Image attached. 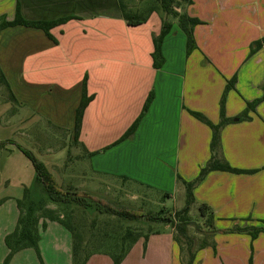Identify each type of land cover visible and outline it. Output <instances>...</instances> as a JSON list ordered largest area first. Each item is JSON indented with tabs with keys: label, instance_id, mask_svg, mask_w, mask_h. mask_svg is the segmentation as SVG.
I'll return each instance as SVG.
<instances>
[{
	"label": "crops",
	"instance_id": "crops-1",
	"mask_svg": "<svg viewBox=\"0 0 264 264\" xmlns=\"http://www.w3.org/2000/svg\"><path fill=\"white\" fill-rule=\"evenodd\" d=\"M191 1L185 9L183 4L176 10L208 25L195 28L199 50L188 57L186 35L178 19L171 23L166 12L155 11L144 24L133 27L123 19L118 0H0V24L15 19L18 5L29 21L78 17L51 29L52 38L41 29L25 26L0 31V73L10 88V82L19 79L25 94L34 90L41 99L37 117L41 106L50 102L45 120L66 122L69 129L57 127L68 134L58 137L70 139L87 77V95L93 99L84 111L76 143L84 151L83 163L64 174L68 184L82 180L90 192L95 193L98 186L106 194L109 183H114L116 191L127 196L130 187L129 196L135 202L142 195L147 199L152 194L168 199L187 196L184 182L195 181L213 155L232 168L249 171H211L194 186L188 217L197 209L203 222L210 216L212 221L199 229L209 239L189 253L194 255L191 264H264V232L256 237L250 233L253 228L264 229V46L251 54L253 43L264 36V0H205L201 7L198 0ZM164 22L172 28L162 43L164 64L156 69L154 38ZM111 25L116 26L114 50L106 48ZM175 41L179 48L173 56ZM233 79L234 88L225 102V117L230 121L220 129L213 153V130L190 111L219 125L221 99ZM151 92L153 102L137 130L120 141ZM25 98L21 100L27 102ZM255 101L257 106L247 111ZM7 112L0 113V121ZM24 113L22 122L30 111ZM37 133L41 142L45 134ZM17 145L25 148L14 136L0 138V206L14 202L7 219L0 218V264L10 254L6 237L16 230L21 214L18 202L23 200L16 193L3 195L7 190L2 192L1 187L28 192L30 168ZM202 205L209 208L206 215L201 214ZM155 231L147 238L141 236L120 264H188L190 254L181 250L176 229L165 224ZM38 249H22L8 264H73V236L58 221L40 225ZM86 264L115 261L111 254L97 252Z\"/></svg>",
	"mask_w": 264,
	"mask_h": 264
},
{
	"label": "rangeland",
	"instance_id": "rangeland-1",
	"mask_svg": "<svg viewBox=\"0 0 264 264\" xmlns=\"http://www.w3.org/2000/svg\"><path fill=\"white\" fill-rule=\"evenodd\" d=\"M122 2L126 4L127 11L141 14L142 16L147 15L150 12V9L156 10L158 11L157 13L160 12L163 15L166 14L162 9L159 0H122ZM204 2L205 0H198V6L201 7ZM186 3L187 2L183 0H175L173 7L179 8L180 5L185 4V9V7L187 6ZM167 19H169L171 23H173L175 20L172 16L168 15ZM200 21L202 23L196 25L195 28L208 25V23L205 24L204 21ZM124 42L125 44H127L126 41ZM140 43L141 49L143 50L145 46V42L143 41V39L140 40ZM117 44L116 26L111 25L109 26V39L106 42V48L108 50H114L116 49ZM196 45L197 48L194 49L192 53L188 55V57H191V55L195 51L199 50L197 41ZM177 48L179 47L176 46L175 41V48L171 51V54L173 56L176 54ZM207 57V59L211 61L210 55H208ZM16 76L18 77L19 75ZM10 83L13 85V88L10 89H8L5 84L0 83V113L8 110L5 119H3V121H0V138L5 139L9 137L12 138L14 136L17 141H20L26 149L30 150L35 155L39 162L43 163L48 168V170L52 173L54 179L62 189H72L78 192L84 191L88 193V195H92L101 200H104L105 203L112 204L116 207L125 206L132 209H142L146 214L150 215L160 213L163 207H167V210H173L175 207L178 209L184 207L186 203V196H181L180 194H177L176 198L172 199H168L167 197H164V195L159 196L156 194L149 195L150 198L147 199V197H144L142 195V198L140 200H136L135 202H133L129 196L130 193L133 192L130 187H128L127 189V191L130 190L129 195L127 196L125 194H119L116 191L117 186L114 183H109L110 189H106L105 191L108 193L104 194L103 189H100L98 186H96L95 193L90 192L88 188L84 187L81 184L82 180H74L70 182V184L65 182L66 176L64 174H68V170L70 168L75 169L76 166L78 167V165H82L84 156L83 149L79 147L78 144H76L74 138L70 139L69 137L61 136L60 139L58 137L60 133L63 132H66V134H68L67 130L61 131L57 127L60 125L62 127H65L66 129H69V126L66 122L59 121L55 118H51L52 121L45 120V118H47V113L44 111L46 109H50V102H44L45 104L41 106V110L39 111V117H37V106L39 107L41 99L38 100L35 97L34 90H29L30 94L32 92L31 95L28 94L30 96L29 97L23 92V89L21 88L22 84L24 83L23 81L18 79L13 80ZM48 93L49 92H46V94ZM24 98L27 102L21 100ZM20 103H23V105ZM21 108H23V110ZM24 110L30 111L26 122H22L21 120L25 114ZM38 118H40L41 121H39ZM38 131L45 134L41 142H39L36 138L38 136ZM71 133L73 134L74 130H72ZM48 149L50 153H47ZM23 158V160L27 162L28 167L30 168V171L26 175V185L28 189L27 193H29V196L28 199L25 200V213H28L31 207L35 210L41 207L45 210L47 209L51 211H48L47 215L53 214L57 217L62 218L68 224L72 225L78 235V240L82 243L81 252L83 251V255L89 252H105L107 250L109 251L110 248L112 249V247H115L117 245L120 246L123 242V237L128 230H131L134 233H148L155 231L156 229L161 228L165 225V223L162 222L150 223L145 219L140 221H129L118 216L104 213L96 208L85 210L75 204L64 205L61 203H54L48 199L49 196L44 186L36 179V172L29 159L26 157ZM3 190H7V192H4ZM1 191L4 192L3 195H8V193L12 195L13 193H16V196L20 197L19 199H24L26 196V194H24L25 188H19L17 192L15 190V186H2ZM135 191H138V189ZM143 193L144 192H142V194ZM159 197L161 199H159ZM6 202L7 201H5L4 203ZM6 204L0 206V218L5 220L7 219L6 214H8L11 209V207L9 206H13L12 204H14V202L12 204ZM4 214L5 216L2 217ZM190 217L191 218H189L190 223L188 224L187 235L194 240V244L192 246L197 247L204 238L209 239V236L202 237L199 230L200 227L208 221H202L200 212L197 209H193L191 211ZM180 235L181 234H179V236ZM186 247L187 245L185 244V250Z\"/></svg>",
	"mask_w": 264,
	"mask_h": 264
},
{
	"label": "trees",
	"instance_id": "trees-1",
	"mask_svg": "<svg viewBox=\"0 0 264 264\" xmlns=\"http://www.w3.org/2000/svg\"><path fill=\"white\" fill-rule=\"evenodd\" d=\"M162 6V9L164 12H166L168 15L172 16L174 19H178L179 26L182 29V31L186 35V50L187 55H190L194 49L197 48L195 36H194V28L196 25L202 23L199 19L190 17L187 13H181L176 10L175 7H173V4L175 0H159ZM188 3H192L191 0H183ZM118 6L121 11L123 19L126 21V23L130 26L136 27L139 25L144 24L149 16L155 12L156 10L150 9V12L142 16L141 14L132 13L127 11V6L125 3L122 2V0H118ZM182 5H180L181 7ZM72 19H78V17L70 16L67 18H62L55 21H29L26 20L21 12L19 5L17 6L16 10V16L13 21H2L0 24V31L14 26H25L30 28H37L43 30L49 38H52V35L50 34L51 29H53L56 26L62 25L67 23L68 21ZM172 28V24L170 22H164L162 31L160 35L156 38H154V52L152 54L153 60H154V67L156 69H159L164 64V58L162 54V43L164 38L170 33ZM264 46V36L260 40L253 43L251 47V54H254L256 51L261 49ZM87 77L84 79L83 83V95L81 102L76 110V117H75V128H74V140L76 143H78L79 135L82 128V120L83 115L86 107L88 104L92 101L93 97H88L87 95V85H86ZM0 83L6 84V86L9 87V84L7 80L5 79L4 75L0 73ZM235 85V79L231 80L229 84L227 85L226 91L221 99V118L222 121L219 125H214L206 116H204L202 113L190 111V113L203 123L207 124L211 129L213 130V139L211 142V149L213 153L217 151L219 140H220V129L228 123L230 120H228L225 117V102H226V95L227 92L234 88ZM154 99V93H150L148 96L143 110L138 117V119L131 125V127L127 130V132L123 135L120 141L126 140L129 137L133 135V133L137 130L139 123L141 122L142 118L145 116L146 112L149 110V107L151 106ZM258 104V101L252 102L248 105V110H253ZM246 117V116H245ZM17 147L24 153V155L29 159L31 164L33 165V168L36 172V179L42 183L44 186L46 192L48 193L49 200L54 203H61L64 205H72L75 204L85 210H90L92 208H96L104 213L118 216L120 218H123L125 220L129 221H140L145 219L146 221L153 223V222H162L165 224H170L176 229V235L175 239L176 241L181 245V250H185V244L187 245L186 251L191 252L192 246L194 244L193 238H190V236L187 235V228L189 221V211L190 207L193 203L194 197H193V188L194 186L199 183L203 178L211 171L219 170V171H226V172H232V173H249V171L239 170L232 168L229 164L221 162L218 160L214 155L211 158V160L208 162V164L202 168L200 175L198 178L190 183L184 182L187 189V196H186V204L185 206L179 210V211H167L166 209H162L160 213L155 215L146 214L142 209H132L125 206H114L109 203H105L104 200H101L97 197H94L92 195H88L86 192H78L76 190L72 189H62L59 184L54 179L52 173L48 170V168L41 162L38 161V159L35 157V155L25 148H23L21 145H17ZM180 178V177H179ZM182 179V178H180ZM29 193H26L25 198L22 201H19V208L21 209V214L18 220V224L16 227V230L6 237V244L8 248L10 249V254L7 257L5 264H8L11 257L18 251L33 247L37 251L38 249V243L40 240V225L42 224V227L46 226V221H58L62 225H64L72 234L73 236V264H86L89 257L97 252H89L85 255L82 254V243L78 240V235L75 232V229L72 227V225L65 222L62 218L57 217L53 214L47 215L49 210H45L44 208L39 207L37 210L30 208L28 213H25V200L28 199ZM201 214L206 215V213L209 211L208 206L202 205L201 208ZM38 211V212H37ZM51 212V211H49ZM207 223H211L212 217L207 219ZM262 224H264V221H261ZM157 231H152L148 233H134L131 230H128L125 236L123 237V242L120 246H115L110 248V250L105 251V253H109L112 255L115 264H120L121 261L124 259V257L127 255V253L130 251L132 246L135 244V242L141 237L147 236L151 233H154ZM261 232H264L263 228H253L250 233L253 237H256ZM179 234H181L179 236ZM186 242V243H185ZM190 254V253H189ZM194 259V255H189V262L188 264H191Z\"/></svg>",
	"mask_w": 264,
	"mask_h": 264
}]
</instances>
